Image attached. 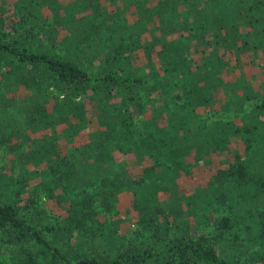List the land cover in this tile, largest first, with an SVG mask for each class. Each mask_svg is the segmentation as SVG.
<instances>
[{
  "label": "trees",
  "instance_id": "16d2710c",
  "mask_svg": "<svg viewBox=\"0 0 264 264\" xmlns=\"http://www.w3.org/2000/svg\"><path fill=\"white\" fill-rule=\"evenodd\" d=\"M102 2L0 0V264H264V0Z\"/></svg>",
  "mask_w": 264,
  "mask_h": 264
},
{
  "label": "rangeland",
  "instance_id": "374dc122",
  "mask_svg": "<svg viewBox=\"0 0 264 264\" xmlns=\"http://www.w3.org/2000/svg\"><path fill=\"white\" fill-rule=\"evenodd\" d=\"M125 1L126 0H103L102 3L105 5L106 14H108V13L109 14H113V13L118 12L121 15V18H124V17H126L125 15L129 11L128 8L126 7ZM106 3L110 6V8H107ZM91 9H93V8L91 7ZM123 12H124V16H123ZM109 18H111V16H109L108 19ZM259 63H260L259 65H261V66L264 65V57L260 58ZM248 80H252V81L256 80V84L260 85L262 83V81L264 80V72H261L259 70L256 76H253V77H251ZM215 117H216L215 115L214 116L213 115L212 116H208V120L211 121V120L215 119ZM4 154H5L4 152L0 153V169L6 167V165H5L6 161H5V158H4ZM1 172L2 171H0V173ZM202 176L203 177H201V178H202L203 181H206L208 179V175L204 174ZM198 178H200V177H198ZM168 196L169 195H166V198H168ZM42 199H43V197H42ZM130 200H131V198H129L128 196H126L125 198L121 199V203L120 204H121V206H124V207H121L122 209H120L121 212L119 214V218L122 221L121 220L120 221L119 220L116 221L115 220L116 216L115 217L111 216V219L107 216L108 221H114V220L116 221V225H114L112 228L118 230L119 231V235H117V237L122 236V237H124V240L125 239L129 240V238H131V236H134L135 233H137V234L139 232L142 233V231H140L138 229V227H136L133 224V222H134L133 219H130V221L128 220V222H126V220H125V217H124L125 213H126L125 211H127L131 207ZM41 203L42 204H41L40 207L44 209V207H45L44 206V200H42ZM48 214L50 216L52 215L51 212H48ZM119 218H117V219H119ZM190 220H192V219L190 218ZM119 243H121V241H118V244Z\"/></svg>",
  "mask_w": 264,
  "mask_h": 264
}]
</instances>
